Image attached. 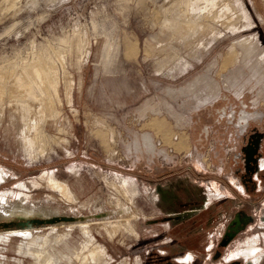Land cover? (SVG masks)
<instances>
[{"label":"rangeland","instance_id":"1","mask_svg":"<svg viewBox=\"0 0 264 264\" xmlns=\"http://www.w3.org/2000/svg\"><path fill=\"white\" fill-rule=\"evenodd\" d=\"M213 1L0 0V221L107 213L0 226V264H150L175 237L157 174L210 197L232 178L243 128L264 133V5ZM44 73L57 111L25 137L9 94L28 77V119Z\"/></svg>","mask_w":264,"mask_h":264},{"label":"flooded vegetation","instance_id":"2","mask_svg":"<svg viewBox=\"0 0 264 264\" xmlns=\"http://www.w3.org/2000/svg\"><path fill=\"white\" fill-rule=\"evenodd\" d=\"M243 129L240 150L234 154L236 161L241 159V166L234 165L232 178L221 180L218 186L221 191L214 197L205 196L203 183L196 185L193 183L196 180L189 175L176 181H162L171 175L170 172L164 170L162 178L157 174L156 204L171 210L157 219L173 226L168 230H172L171 235L175 237L164 244L166 249H156L159 258H150V264H264V133L254 129L247 131V126ZM157 170H160L159 166ZM176 189H181L179 192L185 196L178 195ZM21 221L26 222L23 219L0 221V226ZM197 235L201 237L195 239L194 244L193 236ZM245 238L246 242H241ZM175 239L182 242L173 244ZM247 243L252 244V248H246ZM234 246V253H231ZM167 248L169 252L178 253L171 256Z\"/></svg>","mask_w":264,"mask_h":264},{"label":"bare ground","instance_id":"3","mask_svg":"<svg viewBox=\"0 0 264 264\" xmlns=\"http://www.w3.org/2000/svg\"><path fill=\"white\" fill-rule=\"evenodd\" d=\"M207 6H210V7L207 8ZM212 6H215L214 5V1L213 0H208V3L206 4V7H204V9H202V11L207 13L208 11H211L210 8ZM197 25H198V22H196L195 20H190V22L186 26L189 27V28L193 27L195 29L197 27ZM192 29H191V31H192ZM186 30H190V29H186ZM44 74L43 75L39 74L40 76L38 78L43 82L44 86L46 87V90L48 92V98L45 101V103H41V101L39 100L38 109L33 112L34 115L28 116V119H26L27 115H28V112H29V110L32 109V105L30 103V100L31 101L38 100V98H37V96H36V94L34 92L33 85L30 83L28 77L27 76H23L21 79L23 80L24 84L19 86L18 88L14 89V90H11L10 94H9L11 96V98L9 97L10 101H11L10 103H12V104H13V102L18 103L19 100H21L22 98L25 101L24 104H20L19 105V108L21 109V115H22L23 118H25V120L23 121V124H26V125H22V128H21V133L25 137L29 136V135H27L28 134L27 133L28 128H30V130H33V131L38 133V131L42 127V122L47 117V115L52 116L57 111V109L55 107L56 105L54 104L53 94H52V92H51V90L49 88L50 86L48 85L49 83L52 84L54 86L53 87V91L54 92L56 91L55 82H54L55 77L53 78L51 76H48L46 74L44 75ZM32 78L38 79L37 76L34 75V74L32 75ZM19 88H22V89L20 90ZM4 92H5L4 88L0 86V98H1V100H2V96H3ZM56 98H58V97H56ZM21 106H22V108H21ZM51 184L53 186H60L54 180H51ZM16 216L20 217L19 214L16 215ZM24 228H26V227H24ZM91 256H92L91 258H94L96 256V254L92 253ZM87 258L91 259L90 255L87 256Z\"/></svg>","mask_w":264,"mask_h":264},{"label":"water","instance_id":"4","mask_svg":"<svg viewBox=\"0 0 264 264\" xmlns=\"http://www.w3.org/2000/svg\"><path fill=\"white\" fill-rule=\"evenodd\" d=\"M107 213H100V214H94V215H89V216H56L54 217L53 219H43V220H40V219H34L32 221H26V222H18L17 223V226H20V227H32L33 224H36V225H43V224H52V223H61V222H80V221H87L91 218H101L103 216H105ZM10 224H3L2 226L4 227H9Z\"/></svg>","mask_w":264,"mask_h":264},{"label":"crops","instance_id":"5","mask_svg":"<svg viewBox=\"0 0 264 264\" xmlns=\"http://www.w3.org/2000/svg\"><path fill=\"white\" fill-rule=\"evenodd\" d=\"M262 2H263V5H264V0H262ZM48 178L50 179V178H52V179H54V180H57V181H59V182H61V180H59V179H57V177L54 175V174H48ZM65 183V182H64ZM67 184V183H66ZM68 185V184H67ZM68 187H69V185H68ZM70 189V188H69ZM72 192V191H71Z\"/></svg>","mask_w":264,"mask_h":264}]
</instances>
